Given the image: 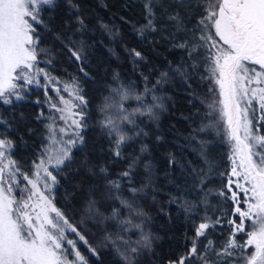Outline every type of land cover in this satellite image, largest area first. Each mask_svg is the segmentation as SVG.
I'll return each instance as SVG.
<instances>
[{"label":"snow or ice","instance_id":"obj_1","mask_svg":"<svg viewBox=\"0 0 264 264\" xmlns=\"http://www.w3.org/2000/svg\"><path fill=\"white\" fill-rule=\"evenodd\" d=\"M63 6L68 20L53 31L60 0H0V105L13 110L12 120L0 115V264H88L79 242L97 259L100 255L88 244L80 226L55 202L58 177L77 171L73 168L74 150L86 147L83 132L90 119L89 101L78 79L62 81L40 67L42 55L48 57L43 60L47 65H52L54 56L53 51L41 46V31L52 34L69 60L92 79L85 71L92 47L84 39L92 31L87 16L79 0H63ZM142 6L145 22L136 29L137 34L148 39L159 32L172 48L183 52L181 62L162 72L156 85L167 82L169 72L181 77L192 98H196L193 84L206 81L209 85L201 99L207 111L200 126L185 137L189 144H198L195 150L201 165L187 164L192 174L190 190L199 197L196 201L183 195L169 197V203L176 204L191 221L192 235L185 233L183 250L163 264H264V0H142ZM45 13L53 15L46 17ZM99 28L113 39L118 35L109 24L100 23ZM125 50L134 66L145 60L141 51ZM143 81V90L137 91L113 70L107 95L98 106V124L108 142L110 160L85 163L89 175L100 181L91 191L102 189L101 200L119 205L105 215L97 207L98 201L90 197L85 217L100 223L114 222L118 230H105L101 243L111 246L123 264H139L141 256H154L155 245L162 239L145 228L148 216L137 203L151 182L152 166L144 159L149 147L142 143L139 154L126 157L124 153L137 137L148 135L140 127L144 121L138 123L137 118L156 122L164 108L155 85L149 87L146 76ZM34 88L42 89L45 96L44 101L36 99L34 103L47 104L50 109L46 116L41 108L35 117L49 121L48 143L24 171L13 158L18 147L13 136L17 116L21 121L25 117L16 114L14 108L28 99ZM49 90L56 94L55 102ZM61 93H68L70 98ZM130 100L137 102L135 108L125 107ZM52 111L59 115H52ZM217 143L228 149L230 166L224 171L218 170L210 154ZM125 159L126 166L113 173L110 165ZM168 162L179 163L171 152ZM141 164L149 183L137 186L134 175ZM213 173L224 178L218 189L209 187ZM210 196L217 199L219 207L212 204ZM68 197L74 194L67 193ZM225 225L227 235L220 232L222 239H214L216 230ZM133 230L139 238L126 239L124 233Z\"/></svg>","mask_w":264,"mask_h":264},{"label":"trees","instance_id":"obj_2","mask_svg":"<svg viewBox=\"0 0 264 264\" xmlns=\"http://www.w3.org/2000/svg\"><path fill=\"white\" fill-rule=\"evenodd\" d=\"M89 24L90 31L84 37L92 46L89 49L88 62L85 68L92 77L86 78L79 71L75 62L68 58V53L63 51L62 45L52 34L41 31V46L54 52L52 65H47L43 60L48 57H41V65L48 68L53 74L70 81L73 78L79 80L85 98L89 101V124L84 132L86 147L83 151L74 150L75 163L73 168L64 176L58 177L60 184L55 189V202L58 207L64 210L69 218L80 226L82 234L88 241V244L96 247L99 251V259L89 253L92 264H123L120 256L111 246H103L102 241L105 230L115 232L118 228L114 222L108 221L100 223L98 220L87 219L85 217V208L89 198H95L98 201L97 207L108 215L113 206L110 201L100 199L102 189L92 192L95 185L99 187L100 181L86 171L85 163L88 165L97 164L101 161H109L108 142L102 135L98 121L101 114L98 106L103 97L107 95V86L110 84L113 70L119 72L121 81L125 84H134L137 91L143 90V77H148V86L155 85V94L162 98L164 108L159 111V119L156 122L149 121L147 117H138L137 122L143 120L140 127L148 133L147 136L137 137L134 142L124 148V153L139 154L140 145L147 144L149 154L144 157L150 161L152 166L151 182L149 187L137 198L140 208L147 214L148 219L144 221L145 228L153 234L158 235L160 239L155 245V255L141 256L139 264H163L169 256H175L182 251L185 246L184 234L192 235V224L190 220L185 219V214L176 204L169 203L170 195H183L186 199L196 201L199 197L198 192H192L191 181L192 174L188 169L187 162H191L193 167L201 165V159L195 149L198 144L192 142L189 144L185 137L189 135L192 129L200 126L201 118L207 111L205 104L201 99L207 93L206 81H200L192 86L196 89L192 98L189 90L179 75H173L169 72L167 82L156 85L160 74L169 71L170 66H176L181 62L183 52L174 49L171 45L161 38V33H153L148 39H144L137 34L136 29L144 24V12L142 0H79ZM61 7L56 11V24L53 31L60 29L62 23L68 20L63 0H60ZM46 17L53 15L45 13ZM106 23L118 31L115 39L109 34L103 32L99 25ZM77 37H73L76 39ZM135 48L141 51L145 60L133 65L132 60L125 49ZM111 50V51H110ZM41 89L32 90L28 94V99L19 102L14 112L23 113L25 119L21 121L18 116L15 127L17 132L13 138L18 147L14 151L13 158L16 159L23 168L29 170L32 160L42 151L45 145V133L48 120H36L35 117L41 110L47 116L48 110L46 104L37 105L36 99L43 101ZM150 100V97L147 98ZM192 100L189 103V100ZM137 102L134 100L125 103L126 108H135ZM1 115L9 120L13 118V110L4 106ZM32 131L28 132L27 129ZM264 132V128H261ZM161 136L160 141L156 140ZM23 138L21 142L20 138ZM103 149V151H102ZM175 155L179 163L169 165L168 153ZM227 146L215 144L211 149V156L215 159L219 171H224L230 166L227 160ZM127 163V159L110 167L113 173L121 171ZM181 165H184L182 168ZM224 178L212 174L209 187L218 189ZM149 183L147 174L142 166H137L134 175V183L141 186V183ZM67 193H73L74 197H68ZM127 195V193H125ZM209 199L216 207L220 205L215 197ZM225 209H230L231 205H224ZM123 211V210H122ZM127 215L126 212L123 213ZM203 215V212L200 213ZM196 219V217H193ZM83 221V223H81ZM197 222L199 220L197 219ZM223 232L227 235V226L218 228L214 234V239L220 240L222 237L218 233ZM125 238L135 241L139 238V233L135 230L124 233ZM243 235V234H240ZM252 251V249H248Z\"/></svg>","mask_w":264,"mask_h":264},{"label":"rangeland","instance_id":"obj_3","mask_svg":"<svg viewBox=\"0 0 264 264\" xmlns=\"http://www.w3.org/2000/svg\"><path fill=\"white\" fill-rule=\"evenodd\" d=\"M40 67H42V68H45L47 71H49V72H51L50 70H48V68L47 67H45L44 65H41L40 64ZM51 74L52 75H54V76H56V77H59L62 81H68V79L66 78H62L61 76H59V75H55V74H53L52 72H51ZM59 86V85H58ZM34 90V89H33ZM32 92V91H31ZM30 92V93H31ZM41 94L43 95V101H44V99H45V96H44V92H43V90L41 89ZM50 96H52L53 97V102H55L56 101V94L54 93V92H52L51 90H49V93H48ZM61 94H63V95H65V97L66 98H70L69 97V95H68V93H61ZM5 105H0V115H1V111H2V108L4 107ZM46 107H47V110H48V113H47V115H49V113H50V109H49V107H48V105L46 104ZM46 115V114H45ZM52 115H56V116H58L59 115V113H55L54 111H52ZM49 123V121L47 122V124ZM57 124L59 125V124H63V121H57ZM86 130V129H85ZM85 130H84V132H85ZM84 132H83V135H84ZM47 136V131H46V133H45V137ZM47 143H48V141H47V139L45 140V145H44V147L47 145ZM23 170L24 171H28L26 168L24 169L23 168ZM54 192H55V190H54ZM55 195V194H54ZM241 199L243 200V195H241ZM58 207V206H57ZM70 238H75L74 237V235H70ZM78 247H79V249H80V251H81V253L88 259V264H92V262H91V259H90V256H89V251L87 250V246L86 245H84L83 244V242H79L78 243ZM91 254V253H90ZM70 259H71V257H69Z\"/></svg>","mask_w":264,"mask_h":264}]
</instances>
